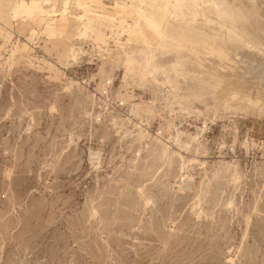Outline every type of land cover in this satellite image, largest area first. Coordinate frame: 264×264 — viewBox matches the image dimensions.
<instances>
[{"label": "rangeland", "instance_id": "1", "mask_svg": "<svg viewBox=\"0 0 264 264\" xmlns=\"http://www.w3.org/2000/svg\"><path fill=\"white\" fill-rule=\"evenodd\" d=\"M220 27L202 0H0V264H264V107L214 100Z\"/></svg>", "mask_w": 264, "mask_h": 264}, {"label": "bare ground", "instance_id": "2", "mask_svg": "<svg viewBox=\"0 0 264 264\" xmlns=\"http://www.w3.org/2000/svg\"><path fill=\"white\" fill-rule=\"evenodd\" d=\"M202 3L214 20L218 21L224 32H226L225 36H227L228 41L236 46L239 53L236 56L230 53V56L238 64V71L235 74L224 72L222 75L215 74L210 79L214 88V100L219 102L227 97L228 102H235L248 96L250 101L245 102L246 109L257 107L261 110L264 107V30L251 20L249 11L244 7H239L237 4L232 6L226 0H202ZM254 3L261 14L260 25L264 26V0H260V2L254 0ZM163 13L167 15L165 10H163ZM142 19L146 27L162 40L169 42H171L170 39L173 41H188L183 34H180L179 37L170 35V32L163 27L160 28L151 16L143 15ZM240 26L242 27L240 28ZM253 29H255V32ZM139 33L141 35L143 31L140 29ZM251 67L252 70H250ZM255 82H257V85ZM254 88L257 95L252 99L250 93ZM162 153L167 154L165 150ZM96 154V152H90L89 160L92 164L97 161ZM217 174L218 172L214 173V176ZM185 181V176H183L180 187H184L183 183ZM207 192V190L200 192L197 197L199 204L203 201L202 195L205 196Z\"/></svg>", "mask_w": 264, "mask_h": 264}]
</instances>
